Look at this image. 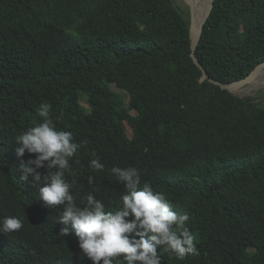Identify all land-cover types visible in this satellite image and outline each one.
<instances>
[{"label": "trees", "instance_id": "16d2710c", "mask_svg": "<svg viewBox=\"0 0 264 264\" xmlns=\"http://www.w3.org/2000/svg\"><path fill=\"white\" fill-rule=\"evenodd\" d=\"M197 55L214 78L248 76L264 62V0H214ZM42 103L79 145L64 172L78 205L92 193L115 212L124 187L110 170L135 167L196 237L198 256L158 249L161 264H264V105L204 78L176 0H0V218L23 221L0 233V264H93L60 235L63 206L20 179L35 154L17 157L15 138Z\"/></svg>", "mask_w": 264, "mask_h": 264}, {"label": "clouds", "instance_id": "9594fccd", "mask_svg": "<svg viewBox=\"0 0 264 264\" xmlns=\"http://www.w3.org/2000/svg\"><path fill=\"white\" fill-rule=\"evenodd\" d=\"M51 111V104L42 103L37 108L40 122L15 138L17 157L26 152L35 154L19 164L20 179L28 181L32 177L40 182L38 199L45 206H63L56 221L62 225L60 235L74 234L82 257L93 264H161L158 249L178 259L199 255L196 237L186 226L189 215L173 211L165 194L154 191L150 183L141 186L135 167L110 170L124 187L115 212L106 211L104 203L92 193L81 198L82 207L78 205L64 172L79 145L71 132L56 128ZM89 166L104 168L96 159ZM22 227L23 221L17 216L0 218V233L6 236Z\"/></svg>", "mask_w": 264, "mask_h": 264}, {"label": "water", "instance_id": "95a60500", "mask_svg": "<svg viewBox=\"0 0 264 264\" xmlns=\"http://www.w3.org/2000/svg\"><path fill=\"white\" fill-rule=\"evenodd\" d=\"M187 4L190 8V39H191V56L194 60V62L201 68V70L203 71V75L204 78H208L211 82H213L216 85L221 86V88L226 89L234 94H236L235 92V85H246L252 78H254L257 73L259 72V70L264 66V62H261L260 64H258L250 73L248 76L238 80V81H234V82H224L222 80H219L217 78H214L212 76H210L209 72L207 71V69L204 67L203 63L200 61L198 55H197V47L199 45V42L201 40L202 37V33H203V29H204V24L207 20V18L209 17L211 10L213 8L214 5V0L210 1V5L208 8V11L205 15V18L202 22V24L200 26H196L194 24V9H195V4L194 2H192L191 0L187 1ZM237 95V94H236ZM243 97L244 95H238Z\"/></svg>", "mask_w": 264, "mask_h": 264}, {"label": "bare ground", "instance_id": "6f19581e", "mask_svg": "<svg viewBox=\"0 0 264 264\" xmlns=\"http://www.w3.org/2000/svg\"><path fill=\"white\" fill-rule=\"evenodd\" d=\"M189 1V0H187ZM195 4L194 9V24L200 26L208 11L211 0H191ZM262 70V71H261ZM261 71V72H260ZM244 86V85H243ZM242 85H235V89L240 94H247L252 90L258 89L264 86V66L259 70V73L255 76L254 80L250 84L243 87Z\"/></svg>", "mask_w": 264, "mask_h": 264}, {"label": "rangeland", "instance_id": "374dc122", "mask_svg": "<svg viewBox=\"0 0 264 264\" xmlns=\"http://www.w3.org/2000/svg\"><path fill=\"white\" fill-rule=\"evenodd\" d=\"M176 4L179 5L183 10L188 9L190 12V8L187 4V0H176ZM254 78H252L246 85L250 84L251 81L254 80ZM246 85H244V86H246ZM112 87L124 95L126 105L129 107L131 114L138 116L140 114V111L136 106L132 105L131 96L129 95V93L125 90L119 89L115 84H112ZM235 92L237 95H244V96L253 95L256 97L257 102H259L261 105H264V86H262L258 89L252 90L251 92H249L247 94H240L236 90H235ZM82 104L86 107H89V104L87 102L86 97H84L82 99ZM126 125H127V133L129 134V136H132V129H131L130 125L128 123H126Z\"/></svg>", "mask_w": 264, "mask_h": 264}]
</instances>
